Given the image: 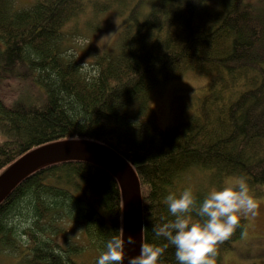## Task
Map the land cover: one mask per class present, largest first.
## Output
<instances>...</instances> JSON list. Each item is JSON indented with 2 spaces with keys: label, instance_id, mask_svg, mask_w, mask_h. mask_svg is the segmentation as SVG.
<instances>
[{
  "label": "trees",
  "instance_id": "obj_1",
  "mask_svg": "<svg viewBox=\"0 0 264 264\" xmlns=\"http://www.w3.org/2000/svg\"><path fill=\"white\" fill-rule=\"evenodd\" d=\"M16 1L0 0V19L7 24L0 26V80L28 79L40 95L26 92L10 103L0 97V173L27 151L52 141L84 137L109 146L137 172L144 241L157 246L167 241L153 233L155 224L173 219L166 197L190 187L181 180L192 168L210 171L217 184L243 177L259 193L264 186V0H130L136 7L124 12L115 47L91 63L96 66L91 75L98 73L91 87V82L79 85L80 69L72 70L56 47L57 61L53 45L41 41V35L58 26V36L61 25L88 4L94 19L112 6L124 11L120 0H87L65 11L60 22L59 9L44 7L51 0L19 8ZM3 7L15 19L4 15ZM138 11L142 20L135 17ZM11 25L19 27L16 32ZM142 30L150 38L136 42ZM190 52L196 53L194 62ZM74 61L83 69V62ZM121 63L135 73L121 75L114 69ZM187 71L210 76V81L192 111L181 107L176 122L162 127L151 104L154 91ZM217 184L190 188L202 200ZM122 205L119 182L106 168L78 159L46 164L0 202V254L23 246V264H85L83 239L101 254L107 239L120 230ZM246 222L241 217L240 227L219 246L218 264L223 251L245 233ZM161 259L178 264L175 248L169 245Z\"/></svg>",
  "mask_w": 264,
  "mask_h": 264
},
{
  "label": "rangeland",
  "instance_id": "obj_2",
  "mask_svg": "<svg viewBox=\"0 0 264 264\" xmlns=\"http://www.w3.org/2000/svg\"><path fill=\"white\" fill-rule=\"evenodd\" d=\"M34 1L17 0L16 5L18 8L29 6ZM104 12L99 19H94L93 8L91 4H88L85 10L70 20L64 28L74 55L76 51V59L83 62L86 66H91V63L99 55L115 47V42L123 26L125 11L121 10L119 13L117 10H107ZM91 24H93V28ZM99 24L103 25L102 28L96 26ZM0 42L1 51L4 48V43L1 40ZM209 81L210 76L187 71L182 73L175 81L159 85L151 98V104L157 113V120L160 126L166 127L174 124L181 107L187 113L192 111V105L204 93ZM26 92L30 93L32 97L40 95V91L26 81L12 77L0 80V97L8 103ZM74 140H85V138L78 137L74 138ZM211 178L210 171L192 168L183 176L181 183L187 179L188 183L194 187L217 184L212 183ZM237 179L224 178L220 184L214 186L218 188V186H223L227 181H235ZM260 188L258 194H255V191L251 189L258 203L256 215L242 216L247 219L245 233L223 251L221 255L222 264H264V186ZM83 242L88 246L86 238L83 239ZM22 247L16 252L1 253L0 264H23L20 251ZM89 249L85 256L87 258L94 256V252L91 253ZM216 261L218 264V256Z\"/></svg>",
  "mask_w": 264,
  "mask_h": 264
},
{
  "label": "clouds",
  "instance_id": "obj_3",
  "mask_svg": "<svg viewBox=\"0 0 264 264\" xmlns=\"http://www.w3.org/2000/svg\"><path fill=\"white\" fill-rule=\"evenodd\" d=\"M173 219L156 225L153 233L164 237L167 244L157 246L142 241L138 255L129 257L128 245H135L133 236L125 238L123 229L112 235L104 244L96 264H165L162 256L166 248H175L178 264H217L219 246L240 227L242 216L256 215L258 203L247 181L240 177L211 189L198 200L192 189L166 197Z\"/></svg>",
  "mask_w": 264,
  "mask_h": 264
},
{
  "label": "water",
  "instance_id": "obj_4",
  "mask_svg": "<svg viewBox=\"0 0 264 264\" xmlns=\"http://www.w3.org/2000/svg\"><path fill=\"white\" fill-rule=\"evenodd\" d=\"M65 159L94 162L115 175L123 200L124 236H133L135 245H128V256L138 255L144 241L142 187L137 172L126 157L113 148L91 140L63 139L39 145L10 164L0 173V202L27 175L36 169ZM128 264V260L124 261Z\"/></svg>",
  "mask_w": 264,
  "mask_h": 264
},
{
  "label": "bare ground",
  "instance_id": "obj_5",
  "mask_svg": "<svg viewBox=\"0 0 264 264\" xmlns=\"http://www.w3.org/2000/svg\"><path fill=\"white\" fill-rule=\"evenodd\" d=\"M85 1H87V0H61L59 2H58V0H54V1L51 0L48 3H46V5L44 7L45 8H47V7H53L54 9H59L57 11V14H58L57 16L60 17L58 19L59 22H60L62 19H66V16L67 15H66V12L65 11L71 12L74 9L75 6H77V8H78ZM55 2H57L56 5L59 4V6H61V8L60 7H57L55 5ZM118 4L127 13V15H128V13H131V11L136 7L135 3L132 2V1L120 0ZM24 7H26V6H24ZM44 7L42 8V10L44 9ZM110 9L111 10L121 11L120 9H118V8H116L114 6H112ZM2 13H4V15L10 16V19L11 20L12 19H15V15L11 11H9L7 7H3ZM75 17H77V15L73 16L72 18L70 17L69 18V21L72 20ZM135 17L137 19L142 20L143 19V13H142V11H138L136 13V16ZM66 22L61 25L60 32H59L58 36H57L58 26H56V28L54 29V31L52 33L50 31H46V33L44 32L41 35V38H42L41 41H44L47 45H53V54H54V57L57 59V61H59V57H58V53H59L60 56L63 59H66L68 62H71V68H72V70H75L74 68H76V67H78L80 69V72L81 73L79 72L80 75L76 77V80L79 83V85L80 84L82 85L83 83H85V84L90 83L92 80H93L92 82H94V81H96V79L94 80L93 77L95 75L97 76L98 73H96L95 75H91V74H93L94 69H95L96 66L93 65V64L91 66H86V65H84V63H82V68L83 69H81L79 66L76 65V63L74 61V59L75 60H77V59H76L73 51L71 50V48L68 47V44H67L68 39H67V36L65 35V31H64V28H65L66 24L68 23V22L67 23ZM0 26H5L6 27L7 24L3 23L1 21V19H0ZM11 27H12V29H11L12 31H15L17 28H19L17 26H12V25H11ZM137 36L138 37L136 38V42H139V43L145 42L146 39H149L150 38V35H149V33L146 32V30H142L141 33H139ZM11 44L13 45L14 43L12 42ZM33 45H34L35 48H39L38 47V44L33 43ZM56 47L58 48V53H57ZM103 54L99 55L97 58H100ZM186 59L187 58H183L180 61H178L177 63L180 65L181 62L186 61ZM188 59H191V61L194 62L196 60V53L195 52H190V54L188 55ZM159 65L161 66V63ZM177 68L178 67L176 66L175 69H177ZM114 69H117L121 73V75H127V74H129L130 76H132L135 73V70H133V68H131L126 63H124V64H122V63L121 64H117L116 66H114ZM65 72L68 73V74L71 73L69 70H66ZM100 76H101V74H100ZM112 76L114 77L115 76V73H113ZM177 78L175 77V78H172L170 80L164 81V82L160 83L159 85H163V84H166V83H171L170 81H175ZM26 82L27 83H30L28 79H27ZM92 82L90 83V87L93 85ZM159 85H157V87ZM27 97L29 99H32V97L29 96V95H27ZM91 141H93V140H91ZM188 185L190 187H192L193 190H196L197 188L199 189V188L202 187V185L199 186V187H194L190 183H188ZM121 199H122V195H121ZM122 202H123V200H122ZM142 205H143V196H142ZM122 210H123V208H122ZM143 220H144V214H143ZM120 229H123L124 230L123 216H121ZM81 241H82V239L79 240V242H81ZM83 244L85 245L84 252L81 255V258H82L83 262L85 264H94V263H96V261L98 259V256L100 255L99 252H98V250L96 249V247L89 240H88V246L90 247V249H89V247L85 243H83ZM24 246L27 247V244L24 243ZM88 249L91 251V253L94 252V256L93 257H90V258L85 257L86 256V252H87Z\"/></svg>",
  "mask_w": 264,
  "mask_h": 264
}]
</instances>
